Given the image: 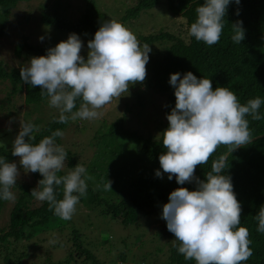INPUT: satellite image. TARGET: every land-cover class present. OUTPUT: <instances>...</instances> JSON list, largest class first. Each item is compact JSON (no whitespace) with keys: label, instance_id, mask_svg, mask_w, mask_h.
Masks as SVG:
<instances>
[{"label":"trees","instance_id":"obj_1","mask_svg":"<svg viewBox=\"0 0 264 264\" xmlns=\"http://www.w3.org/2000/svg\"><path fill=\"white\" fill-rule=\"evenodd\" d=\"M26 1L0 0V39L15 33L14 56L39 54V67L0 59V80L10 88L2 101L20 94L24 105L41 112L59 84L67 96L58 94L62 112L46 121L24 110L29 119L17 142L0 144V217L11 199L0 220L1 264H35V256L48 252L51 264H264V0H165L170 15L184 19V33L144 34L134 27L129 38L142 62L125 56L120 39L133 18L161 0H134L115 21L96 0H82L74 20L59 13L60 0L53 13L45 4L40 16L12 12ZM31 18L98 46L95 68L80 84L50 47L33 42L42 36L34 26L25 29ZM47 69L57 82L46 78ZM122 72L139 104L145 88L160 93L159 134L126 147L137 136L125 124L126 105L111 123L93 118L105 127L80 135L85 131L71 126L72 119L98 89L111 94L123 87ZM67 129L80 143L64 141ZM93 208L124 230L138 228L133 239L123 234L106 247V237L73 224V214ZM148 231L153 248L139 239ZM131 241L137 250L126 248Z\"/></svg>","mask_w":264,"mask_h":264},{"label":"rangeland","instance_id":"obj_2","mask_svg":"<svg viewBox=\"0 0 264 264\" xmlns=\"http://www.w3.org/2000/svg\"><path fill=\"white\" fill-rule=\"evenodd\" d=\"M96 1L100 10H104L112 21L118 20V14L123 12L127 6H132L134 3V0ZM42 4L47 5L45 8L46 11H49L50 13L54 12V6L56 5L55 0H28L26 2H19L12 12L16 15H20L22 12H29L31 16H40ZM82 5V0H60L58 11L61 15L74 20L79 17L80 12L83 10ZM31 21H34L33 24ZM31 21L25 22V29L30 31V27L34 26L40 30L42 36L41 39L34 37L33 42H36L47 49L50 47L52 49V55L61 61V68L68 71V74L75 79L76 85L80 84L95 68L98 46L91 40L90 37L86 35H68L58 29H54V27L50 24H43L40 20L35 21L31 18ZM131 24L132 26L130 25L124 32V38L120 39V43L127 51L125 56H129L131 59H138L136 62H142L143 57L137 54L136 39L129 38V33L134 29V27H136L140 33L144 34L164 29L173 33L181 32L182 35L185 29L184 19L170 15L168 5L165 0H161L153 8L143 11L138 18H133L131 20ZM16 39L17 35L15 33L9 38L0 39V59L6 62V64L13 66H27L28 68H35L36 66L39 67V54H35L30 51L27 54L24 53L20 59L14 56L13 41ZM53 46L56 48L53 49ZM126 61L127 59L124 58L123 63L125 64ZM129 64L130 62L127 63V65ZM44 74L46 78H51L53 76L55 82L58 81L57 75L51 73L50 69H47ZM122 76L126 83L123 84V87L116 89L111 94H106L103 90L98 89L95 99L80 107V111L76 115L77 119H72L73 124L71 125L73 126L74 123L81 125L80 132L84 130L85 133H81L80 135L87 137L94 128L97 130L100 127H105L104 123H92L93 118H101L106 124L111 123L124 113L126 105L130 106L131 110L128 112L129 115L127 116L129 120H126L125 124L137 132V136L127 141L126 147H130L136 143H141L146 134L147 136H150L152 132L153 134H159V122L164 119L162 112L159 111V109H162L161 107L163 105V100L160 99V97L158 98L160 93H158L155 89L151 91L149 88L144 89L143 85L140 86V88L144 89L145 94L142 98H140L141 103L139 104L136 99L139 96L132 94L129 95L130 89L128 87L131 86V78H129V75L125 72H122ZM7 83L8 82L6 81L2 82L0 80V144L3 143L6 145H12L14 144V141L17 142L18 140L21 124H23L26 119H29V117L26 116V113H24V110H31L32 108L30 109V107L33 106L29 107L24 105L23 98L20 94H16L13 98L11 97L9 104L2 101V99L6 96L7 91L10 89ZM58 94L63 97L67 96L62 84H59V91L48 98L49 103L41 104V112L34 111V109L31 110V117L39 116L42 117V120L46 121L49 119L50 115H57L62 112L61 99ZM155 97L157 98L156 101ZM14 105L17 107V110L12 113L14 111ZM73 117L74 114L72 115V118ZM82 127L83 130H81ZM76 134L72 133L71 129H67L62 135V138L68 143L72 142L76 144L80 140ZM82 140L85 141L84 139ZM22 155V153H18L17 159L21 160V162L25 163V165H30L32 161L31 158L25 159L24 162V156ZM16 171H18V168H10V173L13 177L17 176ZM25 174L29 175L26 168ZM10 200L6 202L7 207L2 210L0 220L2 216L4 217V215L8 213L7 210L8 206H10ZM5 218L6 217L2 219V222H4ZM71 220L73 224L81 230L82 228L87 229L88 235L90 236H96L99 234L100 236L106 237L105 239L108 240L107 243L104 244L106 247L109 244L115 245V243L121 242L120 238L123 234H128L129 238L133 239V234L138 229L134 228L132 230L128 227L124 230V227L118 220L101 214L99 211L94 210V208L88 210L87 213L73 214ZM84 233L87 232L84 231ZM140 236L141 237L139 239H143L146 244H149V246L153 248L154 239L156 238L151 232L148 231L144 237H142V234ZM135 243L136 241H131V247L127 244L126 248L131 250V248L135 246L134 248L137 250L138 243H136V245ZM127 249L126 251H128ZM57 254V250L53 251V256L57 257ZM35 258H37L35 260V264H51L52 262L50 252L46 254L44 259L40 256H35ZM107 262L109 264L108 259Z\"/></svg>","mask_w":264,"mask_h":264}]
</instances>
